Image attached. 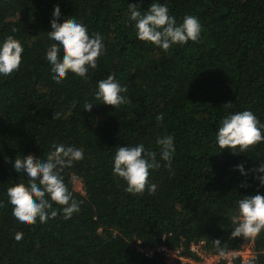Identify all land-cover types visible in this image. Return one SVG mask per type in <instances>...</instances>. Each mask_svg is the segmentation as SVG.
<instances>
[{
  "label": "trees",
  "instance_id": "trees-1",
  "mask_svg": "<svg viewBox=\"0 0 264 264\" xmlns=\"http://www.w3.org/2000/svg\"><path fill=\"white\" fill-rule=\"evenodd\" d=\"M153 2L166 5L177 25L187 15L198 18L199 41L167 52L140 41L128 5L143 14ZM57 5L60 23L76 18L102 38L104 51L87 79L71 72L61 84L52 79L46 55L55 42L47 33ZM9 35L24 51L19 70L0 75V264H166L162 247L192 256L189 247L198 242L213 253L252 244L256 258L237 264H264V231L232 236L237 201L264 195V142L235 153L216 143L227 115L251 111L264 124V0H0V43ZM109 75L128 89L130 103L116 109L95 100L98 82ZM85 101L94 103L91 112ZM169 135L171 169L156 145ZM140 143L161 165L150 170L155 194H130L113 174L116 149ZM54 144L84 151L61 173L80 210L64 219L53 203L56 218L22 225L6 194L29 182L15 160L46 159ZM75 178L85 194L74 188Z\"/></svg>",
  "mask_w": 264,
  "mask_h": 264
},
{
  "label": "clouds",
  "instance_id": "clouds-1",
  "mask_svg": "<svg viewBox=\"0 0 264 264\" xmlns=\"http://www.w3.org/2000/svg\"><path fill=\"white\" fill-rule=\"evenodd\" d=\"M128 15L129 19L135 22L137 38L165 52L173 45L197 42L200 39L202 28L198 18L187 15L183 22L177 25L175 17L169 14L168 7L159 2H153L143 14L135 3H130ZM53 16L51 21L53 30L47 34L55 43L51 45L46 55L54 74L52 79L56 84H61L69 72L87 79L89 68L97 67V59L104 51L101 36L98 33L90 36L87 27L77 22L76 18H67L60 23L61 9L58 5ZM16 31L17 29H12L13 33ZM23 51L21 42L12 35L0 43V75L10 76L19 70ZM127 91L128 89L122 87L114 76L109 75L98 82L95 100L117 109L131 102L124 95ZM93 104L85 101L84 111L91 112ZM230 105L231 103H228L224 106ZM60 116L61 113H54V119H59ZM156 120L163 122L164 115H157ZM261 129H264V124H261L251 111L227 115L218 127L216 143L223 150L231 149L235 153L234 150L239 149L240 152H245L264 142ZM156 145L161 159L166 161L167 167L171 169L172 155L175 152L174 137L170 135L158 137ZM52 147L54 150L47 154L46 159L37 160L35 156L28 155L15 160V171L26 173L29 182L27 186L19 183L9 187L6 194L13 206L12 215L22 225H33L37 219L40 223H46L50 218H56L58 210L53 208V203L62 206L64 219H70L73 213L80 210L61 173L66 168H71L74 162L81 161L84 158V151L63 144H54ZM156 156L157 153L146 150L143 143L116 149L113 174L126 182V192L141 195L147 190L149 194H155L156 185L149 183V177L150 170L161 167ZM237 167L243 173V165ZM259 171L264 172V165ZM261 183L264 184V179ZM237 203L238 215L232 217L237 226L232 236L258 237L264 231V195L245 197ZM15 239L17 242L21 241L23 233H15ZM214 243L218 246L220 241L216 240ZM220 254L226 255L223 250Z\"/></svg>",
  "mask_w": 264,
  "mask_h": 264
},
{
  "label": "built area",
  "instance_id": "built-area-1",
  "mask_svg": "<svg viewBox=\"0 0 264 264\" xmlns=\"http://www.w3.org/2000/svg\"><path fill=\"white\" fill-rule=\"evenodd\" d=\"M248 245L250 244L244 245L240 250H230L226 252V255L207 250L204 242L192 243L190 245L189 250L192 256L183 255L182 249L170 250L167 247H162L159 251L164 253L166 264H237L238 260L242 261V263H248L256 258L257 254L253 245H251L253 256L250 260L245 261L243 254ZM142 251L147 255H153V251L151 250L142 249Z\"/></svg>",
  "mask_w": 264,
  "mask_h": 264
},
{
  "label": "rangeland",
  "instance_id": "rangeland-1",
  "mask_svg": "<svg viewBox=\"0 0 264 264\" xmlns=\"http://www.w3.org/2000/svg\"><path fill=\"white\" fill-rule=\"evenodd\" d=\"M74 188L76 189V191H79L80 193L85 194L84 187H83V184H82L80 179H78V178L74 179ZM251 245L252 244L248 245L249 247L246 246L247 248L245 250V253L243 254V257H245L244 258L245 261L250 260L253 256Z\"/></svg>",
  "mask_w": 264,
  "mask_h": 264
}]
</instances>
